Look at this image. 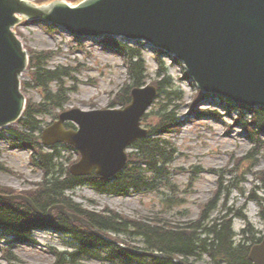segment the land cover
Masks as SVG:
<instances>
[{
    "label": "rangeland",
    "instance_id": "rangeland-1",
    "mask_svg": "<svg viewBox=\"0 0 264 264\" xmlns=\"http://www.w3.org/2000/svg\"><path fill=\"white\" fill-rule=\"evenodd\" d=\"M14 31L24 49L29 51V57L33 53H54L47 61L46 69H71L70 76L63 79L66 100L61 110L55 109L36 117L41 131L53 123L59 113L72 108L89 111L109 109L116 103L115 106H120L118 93L129 79L122 58L113 49L107 48L99 40L73 38L61 28L55 27L50 31L47 23L43 22L20 20ZM128 44L142 51L146 85H153L163 77L156 74L161 67L169 82L182 93V99L173 102L170 107L179 125L162 137L170 140L176 149L172 162L167 165L170 176L166 185L159 186L153 192L116 197L84 185L64 192L66 197L87 212L99 214L107 209L131 220L158 216L173 225L195 220L199 212L216 198V204L212 201L215 209L211 219L223 214L230 219L237 212L245 216L232 219L236 243L240 242L242 231L248 227L255 233L254 237H263L264 220L261 213L264 212V183L260 179L264 178V136L259 135L262 146L254 145L251 134L243 125V122L250 121V112L221 98L198 97L200 92L187 75L182 62L166 53L158 54L157 61L149 45L134 41H128ZM31 70L28 67L20 77L21 91L26 100L35 105L42 103V91L33 85ZM49 88L55 92L57 86L52 82ZM157 101L162 99H156L147 110L144 128L156 122L155 112L160 107L155 105ZM163 104L164 101L159 105ZM71 125L75 126L72 122ZM12 129L21 128L16 123L7 128ZM4 135L0 139V164L6 171L0 170V188L10 192L8 194L27 197L25 194L28 190L34 189L42 180V172L30 164V148L17 144L13 139L12 144L8 137H13L8 133ZM45 150L49 152V149ZM134 151L130 149L128 154ZM58 152L61 157L57 162L66 171L79 159L76 153L64 146H58ZM148 177L152 178L153 175L149 173ZM162 182L165 183V178L158 181ZM111 236L120 241L131 240L134 246L143 247L137 236ZM32 237L35 245L10 246L7 244L9 238L0 235V264H119L107 259L110 249L106 247L99 251L100 258L97 259L77 257L58 262L53 250L67 254L76 251L77 242L72 237L48 228L34 230ZM189 260L195 261L194 258ZM209 263L206 255L194 262Z\"/></svg>",
    "mask_w": 264,
    "mask_h": 264
},
{
    "label": "water",
    "instance_id": "water-1",
    "mask_svg": "<svg viewBox=\"0 0 264 264\" xmlns=\"http://www.w3.org/2000/svg\"><path fill=\"white\" fill-rule=\"evenodd\" d=\"M21 19L42 20L81 39L120 36L143 41L182 62L204 94L264 110V0H83L76 5L56 0L40 6L28 0H0V129L16 122L25 106L20 76L28 58L13 31ZM155 95V87L147 85L132 89L131 103L122 110L62 112L42 130V144L65 143L79 151L80 160L69 167L72 176L94 172L110 178L125 166V149L147 136L140 121ZM66 121L76 124L77 130L65 129ZM0 198L21 199L44 217L26 196L0 194ZM53 209L98 234L63 205L50 208L45 220ZM140 253L185 264L169 255ZM248 257L252 264H264V237Z\"/></svg>",
    "mask_w": 264,
    "mask_h": 264
},
{
    "label": "trees",
    "instance_id": "trees-1",
    "mask_svg": "<svg viewBox=\"0 0 264 264\" xmlns=\"http://www.w3.org/2000/svg\"><path fill=\"white\" fill-rule=\"evenodd\" d=\"M51 1L54 0H34L36 4ZM66 1L76 4L81 0ZM102 44L119 54L126 67L129 81L119 91L117 99L120 106H125L130 101V90L145 84L146 68L142 51L139 47L129 46L114 38H105ZM53 55L54 53L52 55L33 53L29 57L28 67L32 69V83L42 91L43 101L35 105L27 101L22 117L17 121L21 129H2L0 139L8 133L13 137H8L12 144L15 140L17 144L32 150L30 164L40 170L43 176L34 189L28 190L25 195L43 213L44 217H47L50 208L63 205L67 211L85 217L100 234L122 243L126 248L105 241L79 223L70 222L57 209L52 210L53 218L44 221L24 201L9 202L0 199V235L6 239L9 238L7 244L10 246L34 245L36 242L32 237V232L48 228L69 235L77 242L78 247L74 253L67 254L53 250L58 262L77 257L97 259L100 258L99 251L106 247L110 249L107 259L119 264H176L164 258L144 257L128 248L180 257L186 264H194L203 255L208 256L209 264H251L248 258L249 250L254 244L259 243L262 237H254L255 233L248 227L242 231L240 242L236 243L232 230V219L233 217L245 218V216L237 212L230 219L227 214L211 219V213L217 203L216 198L211 200L208 207L202 209L195 220L173 225L158 216L144 218V220H131L107 209L99 214L87 212L66 197L64 192L84 184L89 185L96 192L116 196L154 191L159 186L166 185L170 176L167 165L172 162L176 149L170 140L162 137L168 130L173 131L179 125L174 110L170 107L173 102L182 99V93L169 82L165 70L159 67L157 77L161 75L163 77L153 84L157 88L156 99H162L155 103L160 106L155 112L156 122L153 125H147L150 130L149 136L132 146L135 151L129 154L126 167L112 179H101L95 175L86 178L73 177L59 165L60 162H57L58 157H61L58 146H52L48 152L41 146L38 136L41 128L36 117L60 109L66 100L63 79L70 76L71 69L61 67L54 70L46 69L47 61ZM156 59L158 61V56ZM52 82L57 86L55 92L49 88ZM163 101L165 104L159 105ZM146 117L147 114L143 116L142 123H146ZM243 125L252 135L254 145L260 147L259 135H264V110H251L250 121L244 122ZM63 146L70 149V146ZM0 170L6 171V168L0 164ZM149 173L153 175L152 178L148 177ZM164 178L165 183H158ZM260 180L264 183V178ZM8 193L10 192L6 189L0 188V194ZM212 201H215L214 205ZM261 217L264 220V212L261 213ZM111 234L137 236L141 239L143 247L134 246L131 240L120 241ZM192 258L195 261L189 260Z\"/></svg>",
    "mask_w": 264,
    "mask_h": 264
},
{
    "label": "bare ground",
    "instance_id": "bare-ground-1",
    "mask_svg": "<svg viewBox=\"0 0 264 264\" xmlns=\"http://www.w3.org/2000/svg\"><path fill=\"white\" fill-rule=\"evenodd\" d=\"M41 22H43V23H47V27L48 28H51L52 30H53V28H55V27H57L56 25H54V24H51V23H48V22H45V21H42V20H40V23ZM57 28H59V27H57ZM51 30V31H52ZM105 38H114V39H116L118 42H121V43H124V44H127V45H129L128 44V41L129 40H127V39H125L124 37H120V36H117V37H110V36H105L104 38H102V40H104ZM123 66H124V64H123ZM125 67V66H124ZM146 68V67H145ZM125 69H126V67H125ZM126 73H127V71H126ZM134 88H137V87H133L132 89H134ZM132 89L130 90V92H129V96H130V101H129V103L128 104H126L125 106H115L116 104H114V106H112L110 109L111 110H122V109H124L125 107H127L130 103H131V91H132ZM2 129H5V128H1L0 130H2ZM68 150H71L73 153H79V151L75 148V147H73V146H71L70 145V149H68ZM75 155V154H74ZM80 216V215H79Z\"/></svg>",
    "mask_w": 264,
    "mask_h": 264
}]
</instances>
